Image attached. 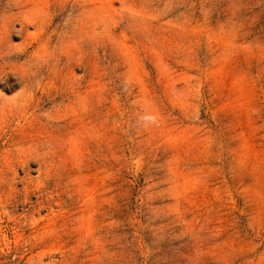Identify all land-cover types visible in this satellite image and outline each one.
<instances>
[{
	"label": "rangeland",
	"instance_id": "374dc122",
	"mask_svg": "<svg viewBox=\"0 0 264 264\" xmlns=\"http://www.w3.org/2000/svg\"><path fill=\"white\" fill-rule=\"evenodd\" d=\"M0 264H264V0H0Z\"/></svg>",
	"mask_w": 264,
	"mask_h": 264
}]
</instances>
